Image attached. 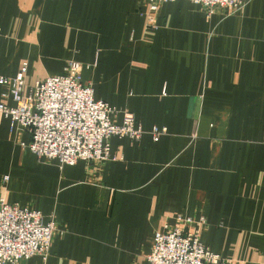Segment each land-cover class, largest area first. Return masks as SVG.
<instances>
[{"label":"crops","instance_id":"0c3cea01","mask_svg":"<svg viewBox=\"0 0 264 264\" xmlns=\"http://www.w3.org/2000/svg\"><path fill=\"white\" fill-rule=\"evenodd\" d=\"M145 11L144 0H0V77L27 64L32 86L78 61L115 121L129 112L144 131L110 139L116 161L61 169L25 149L37 198L9 188L30 135L0 114V194L58 227L47 260L20 264H148L155 232L178 215L204 216L194 233L232 264H264V0L212 15L164 3L156 29ZM8 92L0 103L15 106Z\"/></svg>","mask_w":264,"mask_h":264},{"label":"built area","instance_id":"2783aa9c","mask_svg":"<svg viewBox=\"0 0 264 264\" xmlns=\"http://www.w3.org/2000/svg\"><path fill=\"white\" fill-rule=\"evenodd\" d=\"M178 0H144L148 26L157 28V14L161 4ZM202 6L212 15L216 8H227L236 13L249 0H188ZM83 64L70 60L60 75H55L27 86L25 76L28 65L23 64L16 76L0 77V85L9 92L4 98L16 105L0 103V114L10 122L11 132L23 130L30 135L23 149L40 160L74 166L78 161L101 163L118 160L111 151L110 139L126 137L139 142L144 131L136 118L123 112L122 122L115 117L120 113L109 104L95 99L91 84L83 80ZM165 130L153 128L152 136L158 142ZM8 181V176L4 182ZM175 225L166 224L153 237V246L147 257L148 264H232L209 250L192 227L203 225L198 220L178 215ZM58 232L56 220L45 221L36 209L9 204L0 194V264H20L35 256L47 260L53 238ZM63 234L64 232L61 231Z\"/></svg>","mask_w":264,"mask_h":264},{"label":"rangeland","instance_id":"374dc122","mask_svg":"<svg viewBox=\"0 0 264 264\" xmlns=\"http://www.w3.org/2000/svg\"><path fill=\"white\" fill-rule=\"evenodd\" d=\"M14 153L17 161L19 159L22 164L20 165V168L17 164L13 170H9V173L12 177V182L10 183L9 188L15 187L19 191H25L29 197L39 196L37 198H42L43 183L37 173L39 170L33 167L35 161H33L32 155H30V153H28L27 150L23 148H15Z\"/></svg>","mask_w":264,"mask_h":264}]
</instances>
